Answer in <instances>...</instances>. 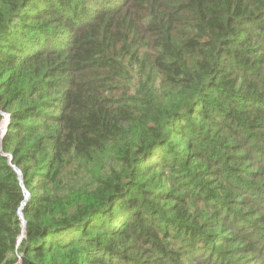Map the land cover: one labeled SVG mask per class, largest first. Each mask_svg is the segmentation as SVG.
Here are the masks:
<instances>
[{"label": "trees", "instance_id": "trees-1", "mask_svg": "<svg viewBox=\"0 0 264 264\" xmlns=\"http://www.w3.org/2000/svg\"><path fill=\"white\" fill-rule=\"evenodd\" d=\"M4 115L0 264H264V0H0Z\"/></svg>", "mask_w": 264, "mask_h": 264}, {"label": "water", "instance_id": "water-1", "mask_svg": "<svg viewBox=\"0 0 264 264\" xmlns=\"http://www.w3.org/2000/svg\"><path fill=\"white\" fill-rule=\"evenodd\" d=\"M5 117H6V119H7V121H6V123L3 125V129H4V133H0V139L1 140H3V138H4V136H5V134L7 133V131H8V122H9V119H8V116L7 115H4ZM1 144H0V151H1ZM10 160H12V157H10ZM16 171H17V173H18V176H19V179H20V181H21V183H22V186H24L23 185V181H22V175H21V172L18 170V169H16ZM24 192H25V194L27 195V196H29V193H28V191L25 189L24 190ZM26 227V226H25ZM24 235H25V231H24Z\"/></svg>", "mask_w": 264, "mask_h": 264}, {"label": "rangeland", "instance_id": "rangeland-1", "mask_svg": "<svg viewBox=\"0 0 264 264\" xmlns=\"http://www.w3.org/2000/svg\"><path fill=\"white\" fill-rule=\"evenodd\" d=\"M6 123V122H5ZM4 123V124H5ZM8 126H9V124H8ZM2 129V128H1ZM1 131V130H0ZM1 133V132H0ZM26 195V194H25ZM28 198V196L26 195V199ZM25 203V202H24ZM21 210V209H20ZM20 221H21V223H22V226H23V229H24V231H25V229H26V222H25V218H24V215H23V212H21L20 213Z\"/></svg>", "mask_w": 264, "mask_h": 264}, {"label": "built area", "instance_id": "built-area-1", "mask_svg": "<svg viewBox=\"0 0 264 264\" xmlns=\"http://www.w3.org/2000/svg\"><path fill=\"white\" fill-rule=\"evenodd\" d=\"M3 125H4V124H3ZM0 132H1V133H4V132H5L4 129H3V127H2V129H1ZM28 197H29V196H28ZM24 205H25V203L23 204V206H22V208H21V210H20V213L22 212V209H23ZM20 213H19V216H20ZM21 240H22V237L17 241V247L20 245ZM18 259H19V261L21 260V256H20V255H18Z\"/></svg>", "mask_w": 264, "mask_h": 264}]
</instances>
